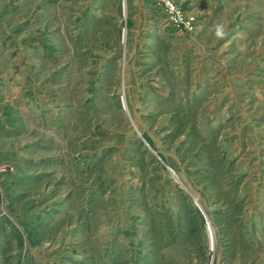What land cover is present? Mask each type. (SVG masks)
<instances>
[{"label":"rangeland","instance_id":"obj_1","mask_svg":"<svg viewBox=\"0 0 264 264\" xmlns=\"http://www.w3.org/2000/svg\"><path fill=\"white\" fill-rule=\"evenodd\" d=\"M163 1L0 0V264H264V0Z\"/></svg>","mask_w":264,"mask_h":264},{"label":"crops","instance_id":"obj_2","mask_svg":"<svg viewBox=\"0 0 264 264\" xmlns=\"http://www.w3.org/2000/svg\"><path fill=\"white\" fill-rule=\"evenodd\" d=\"M6 75L11 78L12 73H0V125H3L4 123H8L11 120L12 114H8V111L5 112V109L2 107L5 106L4 104H13L15 101H17V98L21 92L18 90L20 86L18 85V82L15 81V79H6ZM24 106L22 105V109L25 108V112L27 110V102H23ZM4 126H7L4 124ZM1 127V126H0Z\"/></svg>","mask_w":264,"mask_h":264},{"label":"built area","instance_id":"obj_3","mask_svg":"<svg viewBox=\"0 0 264 264\" xmlns=\"http://www.w3.org/2000/svg\"><path fill=\"white\" fill-rule=\"evenodd\" d=\"M163 8L165 9L166 13L168 14V18L174 23V25L180 26L184 22L181 20L180 11L172 2L166 0L163 1ZM187 24V23H184Z\"/></svg>","mask_w":264,"mask_h":264},{"label":"clouds","instance_id":"obj_4","mask_svg":"<svg viewBox=\"0 0 264 264\" xmlns=\"http://www.w3.org/2000/svg\"><path fill=\"white\" fill-rule=\"evenodd\" d=\"M218 34H219V35H223V31L220 30V31L218 32Z\"/></svg>","mask_w":264,"mask_h":264}]
</instances>
